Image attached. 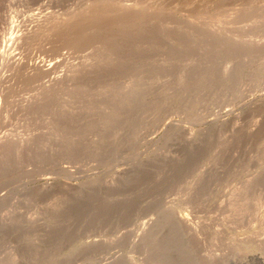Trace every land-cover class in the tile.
Wrapping results in <instances>:
<instances>
[{
	"label": "rangeland",
	"instance_id": "obj_1",
	"mask_svg": "<svg viewBox=\"0 0 264 264\" xmlns=\"http://www.w3.org/2000/svg\"><path fill=\"white\" fill-rule=\"evenodd\" d=\"M8 12L25 63L0 70V264H264V47L247 45L264 0H0ZM63 55L45 89L26 64Z\"/></svg>",
	"mask_w": 264,
	"mask_h": 264
},
{
	"label": "bare ground",
	"instance_id": "obj_2",
	"mask_svg": "<svg viewBox=\"0 0 264 264\" xmlns=\"http://www.w3.org/2000/svg\"><path fill=\"white\" fill-rule=\"evenodd\" d=\"M10 1H14V0H10ZM152 1V0H151ZM153 1H155V2H157L158 3V0H153ZM193 2V1H192ZM149 3H152V2H149ZM14 3H10V5H13ZM9 12H10V10H9ZM9 12L7 13L8 15V17L7 18H5V19H3V21L2 22H0V70L3 68V66H5V68L7 67V65H8V67H13V69L15 68V67H22L21 65H23L25 62L21 59V57L19 56L20 54L17 52V49H18V45H19V43H20V41H21V39L23 38L22 37V35H21V32H22V26H24V25H20V24H17L14 20H13V18H11L9 15L11 14V12H10V14H9ZM18 14V13H17ZM26 17V16H25ZM30 17V16H29ZM34 17V16H33ZM36 17H38V16H36ZM142 17V16H141ZM33 19V18H32ZM137 19H139V18H137ZM124 20V19H123ZM92 21V20H91ZM115 21H117V20H115ZM141 21V20H140ZM102 22V21H101ZM114 21H112V23H113ZM121 22H123L121 19L118 21V23H121ZM125 22V21H124ZM124 22H123V25H124ZM104 23V22H103ZM109 22H107V24H108ZM112 23H111V25H112ZM127 23V22H126ZM129 24H130V22H128ZM135 22L133 21V24H134ZM139 23V22H138ZM138 23H137V25H138ZM143 23V22H142ZM152 23V22H151ZM95 24V23H94ZM105 25L104 26H106V23H104ZM114 24V23H113ZM132 24V25H133ZM96 25H98V24H96ZM95 25V26H96ZM127 26H128V24H126ZM135 25V24H134ZM144 25V24H143ZM151 25V24H150ZM262 25L264 26V22L262 23ZM102 27H103V25H101ZM213 28H211V30H212V32H213V35L215 34V35H218V34H221L222 33V29H223V27H221L222 25H217V27H214L213 25H211ZM210 26V27H211ZM92 27V25L89 27V28H91ZM98 27H99V25H98ZM98 27H97V29H98ZM95 29V27H92V29ZM105 28V27H104ZM107 28H109V27H107ZM157 28V27H156ZM158 29V28H157ZM99 30H101L102 31V29H100V27H99ZM95 31V30H94ZM20 32V33H19ZM90 31L88 30V33H89ZM96 32V31H95ZM97 32H99V31H97ZM127 33V32H126ZM108 34V33H107ZM135 34V33H134ZM69 35V34H68ZM139 35V34H138ZM167 35V34H166ZM208 35V34H207ZM87 36V35H86ZM85 36V38H82V40H83V43H85V45L84 46H86L88 49L89 48H91V50L93 49H95V51L94 52H97L96 54H101L102 55V57L100 56H98V58H99V66H105L106 67V65H108L109 63L108 62H110V64L112 63L111 61H110V59H107V57H108V54L110 53L109 52V50H111L112 51V49H114L113 47H106V46H101V45H103V44H99L100 43V41H102V36L100 37V36H98V34L96 35H90V36H87L86 37ZM121 36V35H120ZM262 36V35H261ZM260 36V38L258 37V38H250L249 39V41H248V44L247 45H249V46H251L253 49H257V50H260L261 48H263L264 47V36L263 37H261ZM219 37V36H218ZM104 38V37H103ZM105 38H107V37H105ZM112 38V37H111ZM111 38H110V42H111ZM136 38V37H135ZM210 38V37H209ZM119 39V38H118ZM134 39V38H133ZM141 39V38H140ZM157 39V38H156ZM159 39V38H158ZM106 39H104V41H105ZM131 40V39H130ZM71 41V40H70ZM107 41H108V43L107 44H109L110 42H109V40H108V38H107ZM111 43H113V42H111ZM166 43V42H165ZM165 43H163V44H165ZM241 42L239 41V42H237L236 43V45H239ZM117 44V43H116ZM113 46H115L114 44H113ZM163 46V45H162ZM161 46V47H162ZM160 47V48H161ZM245 47V46H244ZM252 49V50H253ZM90 49H89V51H91ZM93 50L91 51V52H93ZM151 50H153V49H151ZM159 50V49H158ZM163 51V50H162ZM114 52V51H113ZM19 54V55H18ZM88 54V53H87ZM89 54H90V52H89ZM93 54V53H92ZM34 55V54H33ZM103 55H104V57H103ZM36 56V55H35ZM38 56H39V54H38ZM38 56L34 59L33 57V60H30L31 62H29L28 64H26L27 66H28V68L30 69V71L32 72V73H34L35 72V74H37V75H39V76H43V77H45V80H41V81H43V82H45V86H44V88L45 89H48L51 85H53L52 83L54 82V81H56L57 79H59V77L61 76V75H59V74H57V75H55V73L57 72L58 73V71H61L62 69V67H65L68 63L69 64H72L73 62H69L68 60H67V58L66 57H64L65 55H63V58L61 57H52L51 56V58H48V59H45L44 57L42 58L41 57V59H38ZM68 56V55H67ZM89 56V55H88ZM31 57V56H30ZM29 57V58H30ZM40 57V56H39ZM109 58V57H108ZM264 59V58H263ZM28 60V59H27ZM109 60V61H108ZM25 61H26V59H25ZM74 61V60H73ZM82 61V60H81ZM80 61V62H81ZM88 61V60H87ZM96 61V60H95ZM262 63V65H264V60H262L261 61ZM26 63H27V61H26ZM164 63V62H163ZM68 64V65H69ZM193 65V64H192ZM110 66V65H109ZM23 67H25V66H23ZM73 67V66H72ZM26 68V67H25ZM24 68V69H25ZM27 68V70H26V72L29 70ZM71 68V67H70ZM108 68V67H107ZM99 69H101V68H99ZM4 71V70H3ZM2 71V74L4 73ZM9 71V70H8ZM29 72V71H28ZM75 72V71H74ZM178 72V71H177ZM1 73V72H0ZM54 74V75H53ZM169 74H171V73H169ZM7 75V74H6ZM30 75H33V74H30ZM82 75V74H81ZM0 76H1V74H0ZM169 76V75H168ZM35 77V76H34ZM42 77V79H44ZM78 77V76H77ZM1 78V77H0ZM3 78H5V76L3 77ZM32 78V77H31ZM2 79V78H1ZM1 79H0V82H1ZM41 79V78H40ZM39 79V80H40ZM59 82V81H58ZM42 85V84H41ZM43 85H44V83H43ZM175 86V85H174ZM181 86V85H180ZM40 87V86H39ZM43 87V86H42ZM172 87V86H171ZM41 88V87H40ZM62 88V87H61ZM162 88V87H161ZM63 90V89H62ZM164 90V89H163ZM249 91V88H246V89H243L242 91H241V93H239L238 95H237V98L239 99V100H244L245 98H246V96L248 95V92ZM51 92H52V90H51ZM183 93V92H182ZM54 94V93H53ZM1 95V94H0ZM180 96V95H179ZM71 97V96H70ZM157 97V96H156ZM182 97V96H181ZM1 98V97H0ZM137 99V98H136ZM1 100V99H0ZM22 100V99H21ZM27 100V99H26ZM72 100V99H71ZM22 102V101H21ZM162 102V101H161ZM157 106V105H156ZM1 107H2V103L0 102V112H1ZM53 114V113H52ZM21 117V116H20ZM158 121H154V125H152L153 126V128H160L161 126L162 127H166V126H168V124H169V121H166L165 119L164 120H159V119H157ZM8 124V123H7ZM153 124V123H152ZM10 129V128H9ZM8 129V130H9ZM152 129V128H151ZM148 130H146V131H143L142 133H141V138H144V137H146L145 136V133L147 132ZM152 130H150V132H151ZM13 133V131L12 130H9L8 132H7V130H6V132L3 134V135H0V148H2L3 146H5L6 147V143H7V140L9 141L10 140V138H12L11 137V135H13L12 134ZM147 134V133H146ZM149 134V133H148ZM147 134V135H148ZM16 136V135H15ZM148 137V136H147ZM141 138H140V140H141ZM146 138H144V140H145ZM141 141H143V140H141Z\"/></svg>",
	"mask_w": 264,
	"mask_h": 264
}]
</instances>
